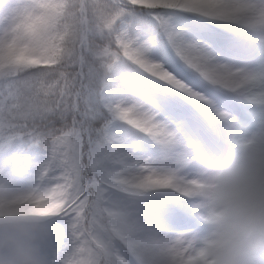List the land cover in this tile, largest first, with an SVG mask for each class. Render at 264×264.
Wrapping results in <instances>:
<instances>
[{"label":"snow or ice","instance_id":"snow-or-ice-1","mask_svg":"<svg viewBox=\"0 0 264 264\" xmlns=\"http://www.w3.org/2000/svg\"><path fill=\"white\" fill-rule=\"evenodd\" d=\"M196 136L264 149V0H0V216L50 264H210Z\"/></svg>","mask_w":264,"mask_h":264},{"label":"clouds","instance_id":"clouds-1","mask_svg":"<svg viewBox=\"0 0 264 264\" xmlns=\"http://www.w3.org/2000/svg\"><path fill=\"white\" fill-rule=\"evenodd\" d=\"M189 143L210 183V264H264V149L240 150L203 136ZM52 239L48 219L0 216V264H50Z\"/></svg>","mask_w":264,"mask_h":264}]
</instances>
